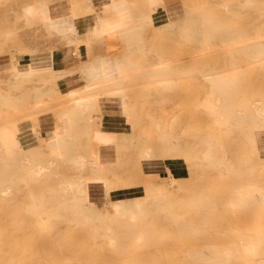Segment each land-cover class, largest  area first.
Here are the masks:
<instances>
[{
	"label": "rangeland",
	"instance_id": "rangeland-1",
	"mask_svg": "<svg viewBox=\"0 0 264 264\" xmlns=\"http://www.w3.org/2000/svg\"><path fill=\"white\" fill-rule=\"evenodd\" d=\"M177 1L182 23L174 39L149 46L165 60L136 61L149 75L131 82L128 93L144 124L119 150L128 155L123 167L134 171L129 185H139L143 165L159 164L167 184L145 188L128 206L110 201L104 172L82 173L62 161L69 156H47L49 166L41 157L8 171L1 165L0 264H264V128L256 116L264 107V0ZM210 99L219 114L206 107ZM11 111L8 105L1 114ZM25 120L34 116L8 126ZM96 138L113 142L112 135ZM28 159L43 169L40 177ZM85 159L82 165L97 167V157ZM98 183L105 189L96 200ZM116 203L137 218H114ZM105 224L119 237L116 248Z\"/></svg>",
	"mask_w": 264,
	"mask_h": 264
},
{
	"label": "crops",
	"instance_id": "crops-1",
	"mask_svg": "<svg viewBox=\"0 0 264 264\" xmlns=\"http://www.w3.org/2000/svg\"><path fill=\"white\" fill-rule=\"evenodd\" d=\"M180 23L177 0L155 7L146 0H0V133L9 135L0 140V166L8 171L30 157L49 166L47 156H69L53 160L82 173L104 172L110 201L128 206L144 197L145 188L161 190L164 167L143 165L139 185L131 186L134 171L123 167L128 155L119 150L144 124L128 93L131 82L145 83L149 75L136 61L165 60L149 46L174 39ZM8 105L12 111L2 116ZM29 115L34 120L8 126ZM98 133L112 135L113 142H99ZM81 157H97V167L82 165ZM100 185L93 190L96 200L105 189Z\"/></svg>",
	"mask_w": 264,
	"mask_h": 264
},
{
	"label": "bare ground",
	"instance_id": "bare-ground-1",
	"mask_svg": "<svg viewBox=\"0 0 264 264\" xmlns=\"http://www.w3.org/2000/svg\"><path fill=\"white\" fill-rule=\"evenodd\" d=\"M206 107L209 108L210 109V112L213 113V114H219L221 112V110H220L221 107L215 106L212 103V99H210V101L206 104ZM224 107H227V106H223L222 109ZM256 116H257V120L261 121L262 126L264 128V107L263 108H259V109L256 110ZM212 162L213 161H211V163ZM28 168H30L31 170H33V174L36 177H40L43 174V172H44L41 167L40 168H37V169H33L32 166H31V163L29 161H28ZM78 192H79V197L82 200L83 199V192L81 190L78 191ZM2 193H3V195L7 196L9 194V190H4ZM137 209H139V206L138 205H137ZM107 216L108 215L106 214L105 215V218H107ZM113 217L114 218L126 217V218H128V220L130 222H133L137 218V214L132 209H129L128 207L124 206L122 203H116V204L113 205ZM105 223H107V221ZM104 226H105L104 229L107 231L105 233H108L107 234V241H108L109 245L112 248H116L117 245H118V243H119V237L116 235L115 232H113V230L111 228V225L105 224ZM244 251L248 255L253 253V249L250 246H247L244 249Z\"/></svg>",
	"mask_w": 264,
	"mask_h": 264
}]
</instances>
